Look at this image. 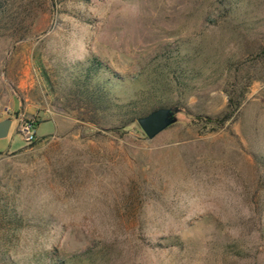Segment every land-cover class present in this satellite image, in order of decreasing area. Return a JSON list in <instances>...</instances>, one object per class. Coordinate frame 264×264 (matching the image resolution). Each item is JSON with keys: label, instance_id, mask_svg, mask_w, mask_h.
<instances>
[{"label": "rangeland", "instance_id": "1", "mask_svg": "<svg viewBox=\"0 0 264 264\" xmlns=\"http://www.w3.org/2000/svg\"><path fill=\"white\" fill-rule=\"evenodd\" d=\"M0 7V264H264V0Z\"/></svg>", "mask_w": 264, "mask_h": 264}, {"label": "trees", "instance_id": "2", "mask_svg": "<svg viewBox=\"0 0 264 264\" xmlns=\"http://www.w3.org/2000/svg\"><path fill=\"white\" fill-rule=\"evenodd\" d=\"M0 13H1V7H0ZM227 95H228V98H227L226 108L221 113L214 115V116L205 115V114H193L185 110L180 111L181 108L175 107L177 110L174 114L175 116L174 122L178 120L177 113L182 112L183 115L185 116V120L191 123L204 124L206 126H209V128L212 130L223 127L227 122L232 121L237 115L240 104H241L240 98H242L243 96L241 94L239 98L238 95H235L234 90L227 91ZM158 107H160V105ZM142 115L144 114H139V116L138 114H135L133 117H131V119L128 122L122 125L121 131H124V127L126 126H132L134 129H137L139 132L143 133L136 121V119ZM30 123L33 129H35V127L39 124L38 122H32V121H30Z\"/></svg>", "mask_w": 264, "mask_h": 264}, {"label": "water", "instance_id": "3", "mask_svg": "<svg viewBox=\"0 0 264 264\" xmlns=\"http://www.w3.org/2000/svg\"><path fill=\"white\" fill-rule=\"evenodd\" d=\"M176 110L174 107H159L138 117L136 121L146 137L152 139L174 122ZM10 124L11 118L0 120V138L7 135Z\"/></svg>", "mask_w": 264, "mask_h": 264}, {"label": "built area", "instance_id": "4", "mask_svg": "<svg viewBox=\"0 0 264 264\" xmlns=\"http://www.w3.org/2000/svg\"><path fill=\"white\" fill-rule=\"evenodd\" d=\"M21 133L26 142L31 143L35 141V129H33L30 122H25L21 125Z\"/></svg>", "mask_w": 264, "mask_h": 264}]
</instances>
